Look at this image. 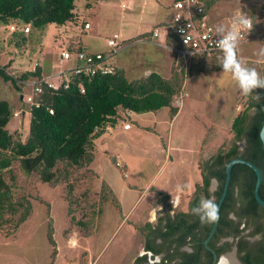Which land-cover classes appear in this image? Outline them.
<instances>
[{
    "label": "rangeland",
    "instance_id": "rangeland-1",
    "mask_svg": "<svg viewBox=\"0 0 264 264\" xmlns=\"http://www.w3.org/2000/svg\"><path fill=\"white\" fill-rule=\"evenodd\" d=\"M107 2L110 4L100 3L92 10L86 8L85 1L77 2L76 11L82 17L87 14L93 23V28L85 34L80 31V22L49 24L43 29L32 28L30 33L21 34L26 36L27 43L20 47L18 44H22V36L15 40L10 29L0 25V64L7 65L13 74L21 76L39 62L43 74L49 77L72 65V61L61 58V52L69 40L78 39L75 32L81 34L93 50L105 52L110 49L109 38L118 33L122 45L114 59L129 71L131 77L146 73V67L159 71L157 54L169 56L172 52L155 44L123 43L127 34L119 19L124 12L119 0ZM254 2L257 10L264 5V0H220L210 10V16L218 24L231 23L237 16H250L248 6ZM237 56L249 67L255 68L263 78L264 27L239 46ZM216 60L206 56L181 60L175 54L169 72L162 75L171 78L175 71L183 70V87L173 103L179 107L178 115L172 119L167 107L157 113L133 112L130 116L133 128L125 130L121 126L114 127V138L107 139L105 143L96 142L98 161L95 165H91L89 170L73 172L78 196H86L84 200L88 204L96 202L97 207L92 209L96 213L99 207L103 210L100 223L91 235L84 236L76 227L68 231L71 226L65 185L51 187L42 183L37 175L26 174L16 164V194L26 195L32 200L33 213L16 234L6 236L5 231H0V264H131L135 256L143 252L142 238L133 226L143 225L147 218L155 221L163 207H167L165 204H168L167 208L187 210L193 194L189 192L201 176L197 167L199 148L202 153L200 159L207 162L222 144L230 143L234 138L232 123L246 107L249 96L242 94L231 73L215 68L218 62H222ZM31 91L30 86L18 91L11 82H5L0 76V98L8 99L14 110L8 127L14 134L21 135L23 140L29 134L31 104L27 97L21 99V95L27 96ZM143 126L152 128L145 129ZM153 127L159 133L154 132ZM108 136L104 135V138ZM105 147L108 151H105ZM240 147L242 150L245 148V140ZM117 161L122 167L117 166ZM100 164L104 168H99ZM126 172L127 175L124 174ZM102 175L110 182L114 181L123 212L117 206L112 187H108L110 184ZM213 180L211 191L216 192L219 182L215 179L214 183ZM105 182L109 184L107 187ZM181 184L192 186L188 192H180L173 201H166L158 209L162 199L158 191H175ZM130 186L135 188L132 193L136 197L135 214L130 212L131 204L126 198L129 194L126 195L123 189ZM88 207L85 211L91 216L93 211ZM50 221L56 247H53L48 236ZM72 239H75V245L70 243ZM54 250L56 253L53 257Z\"/></svg>",
    "mask_w": 264,
    "mask_h": 264
},
{
    "label": "trees",
    "instance_id": "trees-1",
    "mask_svg": "<svg viewBox=\"0 0 264 264\" xmlns=\"http://www.w3.org/2000/svg\"><path fill=\"white\" fill-rule=\"evenodd\" d=\"M78 1L0 0V25H6L8 29L13 23L30 24L32 31V28L43 29L49 24H79V13L76 11ZM83 1L86 2L88 9L92 7V2L101 0ZM219 1L205 0L209 15L210 10ZM248 8L249 17L257 23L261 8L257 10L258 6L255 2L249 4ZM211 20L215 22L212 18ZM11 33L16 40L25 32ZM22 38V44L17 43L20 47L27 43L26 36ZM166 44L175 49L180 47L179 36L173 28L168 31ZM215 68L221 69V62H218ZM262 71L264 78V65ZM181 72L183 70L175 71L171 78L152 72L147 76L131 79L124 68L118 67L115 74L73 76L68 87L64 86L58 90L46 88L44 93L39 95L38 100L41 104L31 106L30 129L25 140L8 127L14 116V110L8 99L0 98V231H5L6 236L16 234L33 213L32 200L26 195L16 194L18 176L15 167L18 164L26 174L37 175L42 183L51 187L65 185L67 215L71 226L68 231L76 227L84 236L91 235L93 229L100 223L103 210L99 207L96 213L92 210L97 207L96 202L88 204V201L84 200L86 196L83 198L78 196L73 172L91 169L90 166L97 153L96 142L105 135L104 127L107 125L116 127L125 119L128 111L142 114L158 112L167 107L171 118L174 119L179 107L173 103L184 83ZM0 76L5 82H11L18 91H21V88L27 86L26 83L33 77H43V69L39 66L35 71L28 70L18 76L13 74L7 65L0 64ZM96 126L100 129L95 130ZM263 127L264 88H257L249 95L246 107L232 123L231 129L234 134L232 141L222 144L207 162L200 159L202 180L196 185L188 208H196L201 200L209 199L213 178L219 181L216 193L219 198L221 197L226 179V166L234 158L242 157L252 161L264 174V143L261 137ZM244 140L245 148L242 150L240 143ZM256 181L257 174L250 166L243 163L235 164L224 203L238 187L243 194L240 200L241 210L245 214L255 215L257 209L264 208L254 195ZM104 185L107 187L109 184L105 182ZM112 193L117 206L121 207L114 190ZM260 195L264 199V177ZM161 198L160 202L165 204L169 196L162 195ZM215 202L218 204V201ZM230 202L234 201L230 200ZM88 205L93 211L91 216L85 211ZM165 206L168 207V204ZM223 208H225L224 204ZM185 223L187 222L183 219L180 222L183 225ZM48 236L53 247H56L51 221ZM55 253L54 250L53 257Z\"/></svg>",
    "mask_w": 264,
    "mask_h": 264
},
{
    "label": "flooded vegetation",
    "instance_id": "flooded-vegetation-1",
    "mask_svg": "<svg viewBox=\"0 0 264 264\" xmlns=\"http://www.w3.org/2000/svg\"><path fill=\"white\" fill-rule=\"evenodd\" d=\"M242 196L237 187L223 202L225 208L221 207L212 235L214 222L202 221L194 208L163 207L155 221L147 218L143 225L135 224L143 252L131 264H220L224 256L232 259L228 264H264V208L257 209L255 215L243 213ZM220 198L210 192L209 199L219 202ZM182 219L187 223L180 224Z\"/></svg>",
    "mask_w": 264,
    "mask_h": 264
},
{
    "label": "built area",
    "instance_id": "built-area-1",
    "mask_svg": "<svg viewBox=\"0 0 264 264\" xmlns=\"http://www.w3.org/2000/svg\"><path fill=\"white\" fill-rule=\"evenodd\" d=\"M172 8L174 10L173 21L170 25L165 26L169 31L173 28L179 36L180 47L174 49L181 60H186L192 56H206L222 61L224 52L219 46V41L222 36L228 31L232 30L236 17L230 23L229 29L219 27L217 23L211 20L210 15L206 11L205 0H173ZM241 16V15H240ZM238 17V16H237ZM248 20V26L243 27L236 25L237 31L240 32L237 52L239 46L250 40L261 27H264V6L258 13V22L256 23L252 18L245 17ZM84 28H90V23H84ZM164 27H157L153 31V37L158 38L164 36ZM11 32L24 31L31 32V25H18L13 23L9 26ZM108 44L111 49L107 52L91 51L87 46L78 40L68 41L66 47L61 52L63 60L72 61V65L65 70L55 73L49 77H33L26 85L32 88L30 93L24 94L23 98L27 97V101L33 105L39 106L41 101L38 100L39 95L44 93L46 88L58 90L62 87H68L73 76H95V75H110L115 74L118 65L114 60L119 47L120 34H115L114 37L109 38ZM41 66L39 62L34 64L32 70H37ZM84 91V89H83ZM53 112V110H51ZM128 111L125 119L121 122L124 128L132 126L131 118ZM17 116L19 113H15ZM100 127L96 126L95 130ZM105 134H113L114 126L107 125L104 127ZM117 166L122 167V164L117 161ZM127 175V173H125Z\"/></svg>",
    "mask_w": 264,
    "mask_h": 264
},
{
    "label": "crops",
    "instance_id": "crops-1",
    "mask_svg": "<svg viewBox=\"0 0 264 264\" xmlns=\"http://www.w3.org/2000/svg\"><path fill=\"white\" fill-rule=\"evenodd\" d=\"M100 3L110 4V2H107V0H101V1H98L96 3L92 2V7L88 8V9L92 10L95 8V6L97 4H100ZM119 3H120V7H121L122 11L124 12L123 16L120 17L119 21L121 23V27H123L122 29L127 34V36L123 40V43H127L126 45H128V44H142V45L143 44H155V45H159V46H162L164 48H167L169 51L172 52V54L169 56H168V54L166 56L157 54L158 60L156 63H157V69L159 71H155L154 69H152L150 67H146V68H148V69H145L146 73H142V75H138V76L136 75V76L131 77L129 74V71L127 69H125L121 64H119L114 59L116 64L118 65V67L124 68L126 70L128 76L133 78V79H137V78H140L143 76H147L148 74H150L152 72H158L161 74H165V73L169 72L168 70H169V68H171V66L174 62L176 52L174 50L175 48L168 46L166 44L168 31H167V29H165V26L170 25L173 21V17H174V10L172 8L173 0H119ZM85 4H86V2H85ZM79 18H80V26H81L80 31H82V34L88 33L89 30L93 28V23L90 21L87 14L83 15V17H82L79 13ZM81 19H84V21L81 22ZM86 22L90 23V28H88V29L84 28V23H86ZM215 23H217V22H215ZM218 26L222 27L224 29H229L230 23L218 24ZM157 27H164L163 28L164 36L158 37V38L153 37V31ZM75 33H76L75 37H78V39H76V40L84 43L89 50L96 51V50H93L91 48V45L85 41L84 37H82L81 34H78V32H75ZM75 37L73 39H75ZM120 37H121V35H120ZM69 41H73V40L71 39ZM121 44H122V42H121ZM110 49H111V47H110ZM118 50H117V52H118ZM96 52H105V51H96ZM43 76H45V75L43 74ZM21 99L24 100L23 95H21ZM132 113L133 112H131L129 114V117L131 116ZM24 114H26V113L24 112ZM119 126L123 127V123H121V125L118 124L115 128H117ZM132 128H133V123H132V126L130 128H124V129L130 130ZM143 128L151 129L152 127L143 126ZM152 130H154V132H156V133H159V131H157L156 127H153ZM105 135H109L108 136L109 138H104V135H103L102 137H100L97 140V142L101 141L102 143H105V142H107V139L114 138L116 136L115 130H114L113 134H111V135L105 134ZM104 149H105V151H108L107 150L108 148L105 147ZM106 154H108V153H106ZM199 159H200V148H199ZM199 159L197 160V167L200 171ZM97 161H98V155L96 153V157H95V160H94L92 166L95 165V163ZM99 168H104V165L100 164ZM200 173H201V171H200ZM102 177L106 181H108V183L111 185L112 189L114 190V192L116 194V186H114V181L110 182L104 175H102ZM201 180H202V175L199 176V178H197V181H195L194 186H192L190 184L189 185L181 184V185L177 186V189L175 191L169 190V189H165V190H161V189L159 190L158 189L159 190L158 195L160 197L162 195L169 196V198H167L166 201H173L175 198V195H178L180 192H185V191L188 192L189 187L191 188V186H192V191L189 193L190 194L194 193L196 185L198 183H200ZM134 186H136V185H134ZM134 186H130V188H127V187L124 188L123 187L124 191L126 192V195L129 194L126 198H128V202H130V204H131V209H130L131 214H135V210H136V209H134L136 206L134 204V199H136V197L132 194L135 191ZM152 188H154V186ZM119 201H120V199H119ZM120 204H121V211L123 212V205H122L121 201H120ZM162 207H163L162 203L158 204V209H161ZM150 221H153V218H150Z\"/></svg>",
    "mask_w": 264,
    "mask_h": 264
},
{
    "label": "clouds",
    "instance_id": "clouds-1",
    "mask_svg": "<svg viewBox=\"0 0 264 264\" xmlns=\"http://www.w3.org/2000/svg\"><path fill=\"white\" fill-rule=\"evenodd\" d=\"M236 25L243 27L248 26V20L243 16L236 17L232 30L224 34L219 41V46L224 52L221 66L223 71L231 73L235 81L238 82L239 88L243 95H251L255 89L264 88V78L255 68L249 67L242 62L237 56V48L240 38V32L237 31ZM193 213L199 215L202 221L216 222L219 220V208L213 199H203L200 204L193 209ZM75 245V239L70 241ZM220 264H228L227 257L220 258Z\"/></svg>",
    "mask_w": 264,
    "mask_h": 264
},
{
    "label": "water",
    "instance_id": "water-1",
    "mask_svg": "<svg viewBox=\"0 0 264 264\" xmlns=\"http://www.w3.org/2000/svg\"><path fill=\"white\" fill-rule=\"evenodd\" d=\"M253 113H255V111ZM261 137H262V140L264 143V127H263L262 132H261ZM237 163L246 164V165L250 166L256 172L257 181H256L255 189H254V195H255L257 201L259 202V204L264 207V199L260 195V188H261V185L263 182V177H264L262 169L260 167H258L255 163H253L252 161L245 159V158H242V157H238V158L232 159L226 166V179L224 182L223 192H222L221 198L217 204L218 208H219V215H220V210H221L222 204H223V202H224V200L228 194L230 181H231V177H232L233 166ZM216 180L215 179L213 180L214 183ZM217 224H218V221L214 222V226H213V230H212L211 235L214 233V231L217 227Z\"/></svg>",
    "mask_w": 264,
    "mask_h": 264
},
{
    "label": "bare ground",
    "instance_id": "bare-ground-1",
    "mask_svg": "<svg viewBox=\"0 0 264 264\" xmlns=\"http://www.w3.org/2000/svg\"><path fill=\"white\" fill-rule=\"evenodd\" d=\"M227 260H228V263L232 262V259L230 257H228Z\"/></svg>",
    "mask_w": 264,
    "mask_h": 264
}]
</instances>
